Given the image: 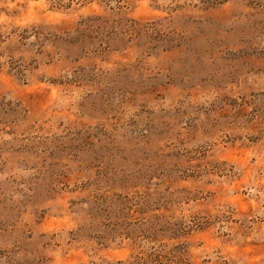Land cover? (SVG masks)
<instances>
[{
  "label": "rangeland",
  "instance_id": "rangeland-1",
  "mask_svg": "<svg viewBox=\"0 0 264 264\" xmlns=\"http://www.w3.org/2000/svg\"><path fill=\"white\" fill-rule=\"evenodd\" d=\"M0 264H264V0H0Z\"/></svg>",
  "mask_w": 264,
  "mask_h": 264
}]
</instances>
